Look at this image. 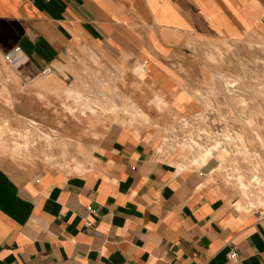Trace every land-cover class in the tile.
<instances>
[{"label":"crops","instance_id":"0c3cea01","mask_svg":"<svg viewBox=\"0 0 264 264\" xmlns=\"http://www.w3.org/2000/svg\"><path fill=\"white\" fill-rule=\"evenodd\" d=\"M221 41L264 45V0H0V122L87 159L0 154V264H264V223L234 209L216 156L169 141Z\"/></svg>","mask_w":264,"mask_h":264},{"label":"rangeland","instance_id":"374dc122","mask_svg":"<svg viewBox=\"0 0 264 264\" xmlns=\"http://www.w3.org/2000/svg\"><path fill=\"white\" fill-rule=\"evenodd\" d=\"M204 44L208 73L205 92L201 93V111L182 121L169 141L174 143L182 159L191 162L203 150L213 152L218 145L212 156L219 161L217 173L234 190L235 205L241 194L235 180L238 172L243 174L246 185L253 177L264 181V45L224 41ZM228 82L234 86L229 87ZM20 129L13 130L0 122V154L25 160L33 167L67 172H81L87 165L81 150L41 148L39 141H48V136L39 133L37 127L31 133ZM236 133L241 135L246 152L240 150ZM13 149L18 150L14 155ZM222 149L225 150L223 158L218 155ZM255 154L260 157L259 163ZM78 164H82V169ZM249 190L252 200L260 196L256 188ZM244 211L264 223V208L260 205L254 204Z\"/></svg>","mask_w":264,"mask_h":264},{"label":"bare ground","instance_id":"6f19581e","mask_svg":"<svg viewBox=\"0 0 264 264\" xmlns=\"http://www.w3.org/2000/svg\"><path fill=\"white\" fill-rule=\"evenodd\" d=\"M228 84H229V87H233L234 86V84H232L231 82H228ZM250 122H251V120H250ZM236 138H237V142L239 143L240 150H241L242 145H243V140L241 138V135L236 133ZM217 148H219L218 145H216L213 148V152H215L217 150ZM242 150H244V152H246L244 148H242ZM213 152H211V150H203V152H201L200 155L198 154L199 156L193 162H196V163L199 162V163L202 164L203 162L207 161V159H209V157L212 156ZM218 155H219V157L223 158L224 155H225V150L222 149L221 153H218ZM254 157L256 158L257 162L260 160L259 155L255 154ZM235 180H236V182L239 185V188L241 190L240 191V193H241L240 194V199L238 201H236V203L234 205V209L236 211L242 212L246 208H252L254 206V204H258L262 208H264V181H261L262 179H259L258 177H253L248 182V184L246 185V183H244L243 174L238 172L237 175H236ZM250 187L256 188L258 190V192L260 193V196H255V198L253 197V200H252L251 199L252 198V194L250 193V190H249Z\"/></svg>","mask_w":264,"mask_h":264},{"label":"built area","instance_id":"2783aa9c","mask_svg":"<svg viewBox=\"0 0 264 264\" xmlns=\"http://www.w3.org/2000/svg\"><path fill=\"white\" fill-rule=\"evenodd\" d=\"M4 59L11 66H18L25 59V55L21 49L16 46L4 55ZM228 257L232 259L233 255L229 254Z\"/></svg>","mask_w":264,"mask_h":264}]
</instances>
